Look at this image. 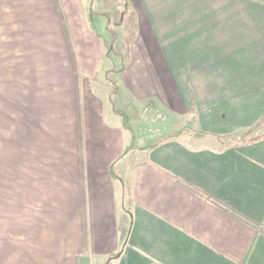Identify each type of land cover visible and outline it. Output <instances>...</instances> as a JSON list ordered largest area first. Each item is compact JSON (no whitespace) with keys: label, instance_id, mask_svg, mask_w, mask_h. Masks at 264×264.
I'll use <instances>...</instances> for the list:
<instances>
[{"label":"crops","instance_id":"obj_1","mask_svg":"<svg viewBox=\"0 0 264 264\" xmlns=\"http://www.w3.org/2000/svg\"><path fill=\"white\" fill-rule=\"evenodd\" d=\"M0 70V264H264V0H0Z\"/></svg>","mask_w":264,"mask_h":264},{"label":"rangeland","instance_id":"obj_2","mask_svg":"<svg viewBox=\"0 0 264 264\" xmlns=\"http://www.w3.org/2000/svg\"><path fill=\"white\" fill-rule=\"evenodd\" d=\"M112 5H108L107 7H111ZM106 24V21H104L103 25ZM95 27L98 29V21H94ZM111 28H113V23L111 22ZM15 71L13 70H0V96L1 94L4 95L5 90L7 88L6 86V79L10 77H14ZM112 78L110 77V80ZM13 87V86H11ZM3 99V98H2ZM0 98V104L3 103L1 102L2 100ZM4 101V99H3ZM5 103V102H4ZM1 107H4V104L1 105ZM137 122H135V137H136V144L137 141H143L144 139L147 140L149 139L151 142H154L155 140H159L166 135L170 134L175 128V121L174 118L168 117V115H164L162 112L158 110H152L150 111L148 108H146L143 113H140L138 118L136 119ZM224 139L223 141L228 142H235L237 140V137H225L222 138ZM11 142L13 141V133L9 135V139ZM217 140L216 139H209L207 143L211 147H219L217 145ZM224 142V143H226ZM223 146V145H221Z\"/></svg>","mask_w":264,"mask_h":264},{"label":"trees","instance_id":"obj_3","mask_svg":"<svg viewBox=\"0 0 264 264\" xmlns=\"http://www.w3.org/2000/svg\"><path fill=\"white\" fill-rule=\"evenodd\" d=\"M252 131H253V130H252ZM252 131H247V133H246V134L244 133L243 136H244V137H246V136H251V135L253 136ZM180 134H182V133H181V132L173 133L169 138L174 137V136H176V135H180ZM219 139H220V142H221L220 144L223 145V146H226V145H228V144H232V143H233V142H231V141H229V140H228V142H226V141H223L224 139H222V138H219ZM224 142H226V143H224ZM187 188L190 189V190L193 191V192H196V191H194L192 188H190V187H188V186H187ZM196 193H198V192H196ZM198 194H199V193H198ZM199 195H201V194H199ZM213 204H215L216 206L220 207V208L223 209L224 211L228 212L231 216H233V217L237 218L238 220H241V221H243V222H245V223L248 224V222H246L244 219H242L241 217H239L238 215H236L235 213H233V212L230 211L229 209H227V208H225V207H222V206L216 204L215 202H213Z\"/></svg>","mask_w":264,"mask_h":264}]
</instances>
